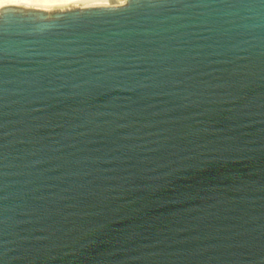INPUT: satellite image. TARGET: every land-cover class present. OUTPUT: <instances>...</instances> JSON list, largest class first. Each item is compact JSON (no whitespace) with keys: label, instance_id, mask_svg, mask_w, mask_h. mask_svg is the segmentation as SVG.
Here are the masks:
<instances>
[{"label":"water","instance_id":"obj_1","mask_svg":"<svg viewBox=\"0 0 264 264\" xmlns=\"http://www.w3.org/2000/svg\"><path fill=\"white\" fill-rule=\"evenodd\" d=\"M0 264H264V0L0 7Z\"/></svg>","mask_w":264,"mask_h":264},{"label":"bare ground","instance_id":"obj_2","mask_svg":"<svg viewBox=\"0 0 264 264\" xmlns=\"http://www.w3.org/2000/svg\"><path fill=\"white\" fill-rule=\"evenodd\" d=\"M124 3L125 0H0V7L14 5L49 11L67 7L119 6Z\"/></svg>","mask_w":264,"mask_h":264}]
</instances>
